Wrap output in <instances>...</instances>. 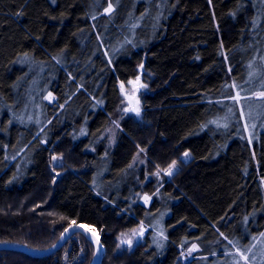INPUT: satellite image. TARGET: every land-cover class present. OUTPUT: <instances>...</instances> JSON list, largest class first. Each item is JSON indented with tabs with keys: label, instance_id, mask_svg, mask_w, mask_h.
Segmentation results:
<instances>
[{
	"label": "trees",
	"instance_id": "trees-1",
	"mask_svg": "<svg viewBox=\"0 0 264 264\" xmlns=\"http://www.w3.org/2000/svg\"><path fill=\"white\" fill-rule=\"evenodd\" d=\"M144 60L142 112L122 116L120 83ZM174 161L139 201L147 173ZM263 178L264 0H0V242L48 248L82 223L102 235V264H181L191 244L186 264H232L264 234ZM141 225L145 240L120 250ZM95 254L76 233L49 256L0 251V264Z\"/></svg>",
	"mask_w": 264,
	"mask_h": 264
},
{
	"label": "rangeland",
	"instance_id": "rangeland-1",
	"mask_svg": "<svg viewBox=\"0 0 264 264\" xmlns=\"http://www.w3.org/2000/svg\"><path fill=\"white\" fill-rule=\"evenodd\" d=\"M113 10V6L109 5L108 8L105 9L106 13H110ZM144 76V75H143ZM137 76L134 79L129 80L128 82H121V94H122V103L119 107V111L122 116L125 115H134L133 107L130 102V97H133L136 100L142 99V95L149 90L148 83L144 80V78ZM263 95V94H258ZM47 99L50 102L55 100L54 95L49 94ZM139 114H141L142 109L141 105L138 106ZM119 128V121L114 123L106 132L105 136L108 139L110 145H113L115 142V137L117 133V129ZM187 154V155H185ZM147 156L143 153H138L134 159L132 164L133 167L136 169H140L141 167L146 168L147 166ZM190 159V155L188 152H184L180 157V160L183 162H187ZM55 161H60L59 156L55 157ZM175 162V163H174ZM166 168H158L155 172H148L144 181L142 182V190L138 193V200L144 203L145 205H149L155 196L159 194V190L162 188L164 182L171 178V176L179 169L181 166L179 161H174ZM169 171H171V175H169ZM153 180L154 185L157 186L154 192H150L148 190L149 182ZM262 187L264 189V178L261 179ZM169 211V210H168ZM165 215V214H164ZM164 216L157 217L154 220L155 226V237L153 243L160 247L161 249L164 248V239H161V233H165V227L163 225ZM148 232V228L144 225L139 226L136 229H132L126 232H123L119 236V249L123 248H131L137 242L144 241ZM100 234V232L98 231ZM95 245V244H94ZM200 246L198 244H191L186 247H181V264H186L189 260L194 257L199 256ZM105 252V248H104ZM234 258H232V264H264V234L258 236L251 246L250 249L246 251H239L237 248H234L232 251ZM231 252H226L230 254ZM95 257V256H94ZM94 260V258H93ZM93 262V261H92ZM91 262V264H92ZM103 262V261H102ZM220 261L215 262L214 264H219ZM231 263L228 260V264Z\"/></svg>",
	"mask_w": 264,
	"mask_h": 264
},
{
	"label": "water",
	"instance_id": "water-1",
	"mask_svg": "<svg viewBox=\"0 0 264 264\" xmlns=\"http://www.w3.org/2000/svg\"><path fill=\"white\" fill-rule=\"evenodd\" d=\"M139 69H140L139 77H142L144 72L146 71V60H144V62L140 65ZM130 102L132 104L133 111L137 113L135 109H137L138 106L141 105V101L136 100L133 97H130ZM76 233H82L93 241L96 247V254L92 264H102L104 257V244L102 242V235L99 234L98 231L95 230L92 226H88L82 223H73L70 226H68L63 231L57 242L48 248L39 249L28 246L20 242L1 241L0 251L17 250V251L25 252L35 257L49 256L59 251L69 241V239Z\"/></svg>",
	"mask_w": 264,
	"mask_h": 264
},
{
	"label": "snow or ice",
	"instance_id": "snow-or-ice-1",
	"mask_svg": "<svg viewBox=\"0 0 264 264\" xmlns=\"http://www.w3.org/2000/svg\"><path fill=\"white\" fill-rule=\"evenodd\" d=\"M135 111L137 112V114H139V109L137 108V109H135ZM185 155H187V154H185ZM175 163V162H174ZM169 175H171L172 173H171V171H169V173H168Z\"/></svg>",
	"mask_w": 264,
	"mask_h": 264
}]
</instances>
